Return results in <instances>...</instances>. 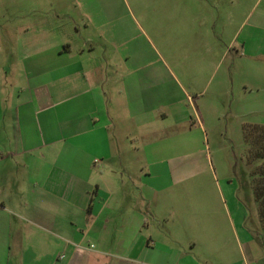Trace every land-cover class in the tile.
<instances>
[{
    "label": "crops",
    "instance_id": "obj_1",
    "mask_svg": "<svg viewBox=\"0 0 264 264\" xmlns=\"http://www.w3.org/2000/svg\"><path fill=\"white\" fill-rule=\"evenodd\" d=\"M158 1L153 12L203 26L210 54L223 45L241 70L264 67V0ZM111 2L2 0L0 264H264L249 262L264 234L249 227L236 181L226 195L206 150L194 164L178 155L196 129L185 138L192 117L176 72H106L114 67L84 47L92 38L74 47V12L116 20ZM247 90L243 106L260 116L264 100ZM199 94L205 130L223 116L222 100ZM208 177L219 197L187 206L171 194Z\"/></svg>",
    "mask_w": 264,
    "mask_h": 264
},
{
    "label": "rangeland",
    "instance_id": "obj_2",
    "mask_svg": "<svg viewBox=\"0 0 264 264\" xmlns=\"http://www.w3.org/2000/svg\"><path fill=\"white\" fill-rule=\"evenodd\" d=\"M255 1L251 0V7ZM108 2L111 1L107 0V4ZM153 2L154 0H112L111 3L119 8L114 14L116 20L106 17L105 22L96 13L83 14L75 11L80 35L74 47L82 48L83 40L92 38L95 44L87 43L84 47L87 52L94 51L93 55L105 58L106 67H114L113 71L106 72H176L180 82L186 87V108L192 117V123L185 129V138H190L189 129H196L191 145H187L178 155L184 156L182 159L187 164H194L199 158L197 150H206L207 161L214 165L216 180L221 183L224 193L227 195V179H234L239 186V197L249 211V227L262 232L258 222L259 206L252 199L254 194L251 186H254L256 179L249 174L255 168V163L248 162V144L243 129L246 124L264 125V105L257 108L260 116L253 115V106L244 108L247 99L243 88L245 85L247 91H254L249 95L250 100L258 94L264 100V67L257 72L251 68L241 70L236 67L238 62L235 65L230 56H223V45H217L216 52L210 54V48L214 45L206 35H202L201 32L205 31L203 26H198L197 29L185 28L176 14H166L162 10L153 12L154 8L150 7ZM263 4L259 2L258 9ZM0 5H3L2 0ZM158 6H161L159 1ZM92 46L95 50H92ZM212 61L214 64L211 65ZM232 64L235 65L233 71L230 70ZM202 91L205 100L210 97L222 100L223 112L220 120L210 117L205 130H200L194 113L197 100H203L199 94ZM188 96H191V100ZM169 157L174 158L172 153ZM193 183L191 178L172 186L171 194L175 190L180 201L187 206L194 199L219 197L218 191L213 187V179H204L205 184L200 188ZM260 238L262 243L254 245V257L249 258L250 263L264 259V235ZM234 246L238 250L236 242Z\"/></svg>",
    "mask_w": 264,
    "mask_h": 264
},
{
    "label": "trees",
    "instance_id": "obj_3",
    "mask_svg": "<svg viewBox=\"0 0 264 264\" xmlns=\"http://www.w3.org/2000/svg\"><path fill=\"white\" fill-rule=\"evenodd\" d=\"M244 137L249 145L248 162L255 163L250 176L256 179L253 187L255 201L259 206V222L264 234V125H244Z\"/></svg>",
    "mask_w": 264,
    "mask_h": 264
},
{
    "label": "built area",
    "instance_id": "obj_4",
    "mask_svg": "<svg viewBox=\"0 0 264 264\" xmlns=\"http://www.w3.org/2000/svg\"><path fill=\"white\" fill-rule=\"evenodd\" d=\"M93 247V246H92Z\"/></svg>",
    "mask_w": 264,
    "mask_h": 264
}]
</instances>
